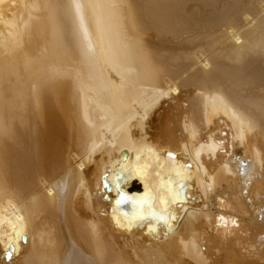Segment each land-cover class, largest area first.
Instances as JSON below:
<instances>
[{"label": "bare ground", "instance_id": "bare-ground-1", "mask_svg": "<svg viewBox=\"0 0 264 264\" xmlns=\"http://www.w3.org/2000/svg\"><path fill=\"white\" fill-rule=\"evenodd\" d=\"M0 264H264V0H0Z\"/></svg>", "mask_w": 264, "mask_h": 264}, {"label": "rangeland", "instance_id": "rangeland-1", "mask_svg": "<svg viewBox=\"0 0 264 264\" xmlns=\"http://www.w3.org/2000/svg\"><path fill=\"white\" fill-rule=\"evenodd\" d=\"M136 183H138L137 181H136ZM246 223V222H245Z\"/></svg>", "mask_w": 264, "mask_h": 264}]
</instances>
